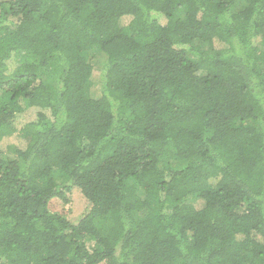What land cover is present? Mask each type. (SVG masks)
Segmentation results:
<instances>
[{"label": "trees", "instance_id": "16d2710c", "mask_svg": "<svg viewBox=\"0 0 264 264\" xmlns=\"http://www.w3.org/2000/svg\"><path fill=\"white\" fill-rule=\"evenodd\" d=\"M14 134L0 264H264V0H0Z\"/></svg>", "mask_w": 264, "mask_h": 264}, {"label": "rangeland", "instance_id": "374dc122", "mask_svg": "<svg viewBox=\"0 0 264 264\" xmlns=\"http://www.w3.org/2000/svg\"><path fill=\"white\" fill-rule=\"evenodd\" d=\"M11 69L13 68V66L10 67ZM94 76L95 77H98L99 75V72L98 70H94ZM97 81H98V78H96ZM97 93L99 94V87L97 86ZM35 113H36V110L34 109H31V110H28L26 113L22 114L21 116L17 117V119L14 121V126L16 128H20L25 122H27L28 120H33V118L35 117ZM8 145H15L17 146L18 148L20 149H23L25 147V142H23L18 136L17 134H14L10 137H5L1 142H0V149L5 151L6 148L8 147ZM75 197V196H74ZM73 209H74V212L77 211L79 212L81 209H82V206L81 204L77 201L76 197L75 199H73ZM53 206H54V210L56 212H59V213H62L60 212V210L63 208L67 209L68 206H62V204L59 202V201H54L53 202Z\"/></svg>", "mask_w": 264, "mask_h": 264}]
</instances>
